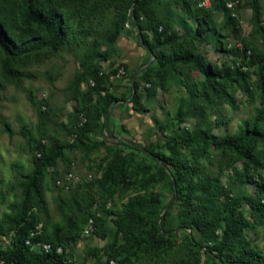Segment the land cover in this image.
Returning a JSON list of instances; mask_svg holds the SVG:
<instances>
[{
	"label": "rangeland",
	"instance_id": "rangeland-1",
	"mask_svg": "<svg viewBox=\"0 0 264 264\" xmlns=\"http://www.w3.org/2000/svg\"><path fill=\"white\" fill-rule=\"evenodd\" d=\"M21 1L0 0V12L17 46L15 53L8 57L0 53V225L4 231L0 235V247L5 251L11 244L12 218L18 214L23 201L22 185L34 169L26 136L30 135L34 143L41 140L46 147L50 141L73 142L69 129L85 122L75 110L79 107V90L87 92L93 86L88 78L78 90L74 87L76 75L84 72L86 66L104 77V91L100 94L109 92L117 101L111 105L108 115L101 116L100 127L81 140L80 148L66 149L56 164L46 169L41 188L48 218L64 227L69 217L76 223L73 231L77 242L67 245V260L73 264H104L112 239L108 236L101 241L95 235L94 218H100L105 229L113 234L112 219L130 199L140 196L170 203L165 224L169 229L176 227L182 202L168 178L159 173L155 159L156 154L169 157L165 144L170 139L204 129L221 138L237 134L254 121L256 110L261 108L257 75L264 72V66L248 68L252 72L249 87L236 74L241 61L237 48L241 44L250 45L263 57L264 43L252 23L250 0H237L238 27L229 25L223 10L210 4L204 11L211 14L212 28L203 32L196 19L203 11L196 10V0H186L188 8L182 0L155 1L153 15L162 24L158 31L192 40L196 53L182 75L173 73L166 79L164 88L156 87L150 95L155 82L148 71L157 64L135 39L137 27L132 25L134 18L130 15L128 0H90L86 8L79 0H52L51 8L61 14L66 31L65 41L58 46L41 44L36 39L31 41L36 31L23 29L19 14ZM258 1L264 27V0ZM145 21L140 15L138 23ZM144 33L149 39L153 37L152 32ZM5 63L14 74L9 76L3 70ZM213 73L226 76L222 83L226 96L205 85ZM135 87L143 106L140 112L129 101ZM97 98L98 94L93 93V102ZM40 111H47L45 119L40 118ZM260 126L264 129V122ZM126 141L144 151L135 150ZM92 146L96 148L87 152ZM191 150L195 156L190 150L181 149L184 157L198 169L195 181L210 177L218 179L219 184L235 195L264 197V144L257 148L259 165L246 168L232 154L222 155L211 146L205 153L200 148ZM119 151L131 153L135 166H152L150 176L156 181L145 189H122L107 180L108 164ZM162 164L173 178L172 168ZM247 173L254 179L246 180ZM243 211L253 222L249 208L243 206ZM30 212L44 224V216L35 205ZM188 235L199 240L196 232L175 229L174 252L170 257L138 255L130 263L177 264L185 260L193 264L196 256L190 250ZM241 237L264 253V222L247 229ZM118 243H122L120 236ZM94 248L100 250L98 259L89 256ZM215 261L202 250L195 264H216Z\"/></svg>",
	"mask_w": 264,
	"mask_h": 264
},
{
	"label": "trees",
	"instance_id": "trees-1",
	"mask_svg": "<svg viewBox=\"0 0 264 264\" xmlns=\"http://www.w3.org/2000/svg\"><path fill=\"white\" fill-rule=\"evenodd\" d=\"M52 0H22L19 6L21 25L26 31L33 29L36 31L35 39L41 44H54L58 46L66 39L65 25L61 14L51 8ZM62 1V0H59ZM90 0H79L84 8L86 2ZM116 2V0H114ZM121 1V0H120ZM123 1V0H122ZM158 0H128L131 6L130 15L134 18L132 25L137 27L135 36L138 43L149 55L155 59L157 67L150 68L148 74L153 81V92L156 87L164 88L166 79L173 73L182 75L185 66L188 65L196 53V48L192 40L174 34L161 33L159 28L161 22L153 15V7ZM187 8L189 3L182 0ZM203 0H196V10L203 11V14L196 16L198 27L203 32L212 28L211 14L206 13V8L200 7ZM235 4L234 10L225 7L221 0L213 2V5L221 8L227 16V23L238 27V1L229 0ZM249 7L252 12V23L255 32L260 35L264 43V27L261 22V8L258 0H250ZM205 10V11H204ZM146 19L144 24H139V16ZM153 33L149 39L144 32ZM17 46L13 39L7 21L0 12V53L8 57L15 53ZM237 53L241 56V61L236 68V74L244 82H248L249 87L251 73L248 68L251 65L264 66V56L261 57L250 45L241 44L237 48ZM3 70L10 76L15 72L10 70L5 63ZM90 78L93 86L87 92L79 90V107L75 110L85 119V122L69 129V134L74 136L71 144H59L50 141L46 147L38 140L26 136V146L32 157L34 166L33 172L28 176L22 185L23 201L19 206L18 214L12 218L14 236L10 246L5 250L0 247V264H73L67 260L65 253L69 244H75L77 237L73 231L75 221L72 217L66 219V228L58 222L51 221L45 212V201L42 195V183L48 167L54 166L63 156L66 149L80 148L81 140L86 139L89 134L96 131L101 123V116H105L111 105L117 99L109 92H104L102 87L103 76H98L97 72H92L90 68L84 66V72L77 74L74 80V87L78 90L80 85ZM226 81V76L221 73H213L208 76L206 84L215 92L225 95L222 83ZM257 86L259 87V100L261 108L256 110L254 121L234 135H226L218 138L208 130H197L187 132L184 136L170 139L165 148L170 153L169 157L155 155L159 173L168 178L169 184L177 190V199L182 202V209L177 217V225L174 228H166V219L170 210V203H162L159 199H150L136 196L130 199L123 209L114 215L112 224L115 232L111 234L104 227V222L100 218H94V232L101 240L111 236V243L107 246L106 261L104 264L116 262L117 264H131V260L138 255L141 256H165L170 257L174 252L173 237L175 229L196 232L199 240L196 241L188 235L187 239L191 245V252L196 256L193 264L197 263L200 253L215 258L216 264L223 261L224 264H264V253L256 249L241 235L247 229L261 225L264 222V197L256 194L250 196L235 195L224 186L218 183V179L205 177L196 181L197 167L186 159L181 151L198 149L204 153L208 147L220 150L222 155L232 154L241 160L246 167H256L259 165L257 158V148L259 144H264V129L260 124L264 122V72L257 75ZM93 93L98 94L97 100L93 102ZM226 96V95H225ZM135 111H143L140 101V94L137 88L129 99ZM40 118L47 117V111H40ZM96 146L87 148V152H92ZM135 149V148H134ZM138 150V149H135ZM152 153V152H151ZM38 154V155H37ZM165 163L172 168L173 178L167 173V169L162 164ZM153 167L150 165L140 167L135 166L131 153L122 154L115 152L105 177L113 184H119L122 189L136 187L145 189L156 179L150 176ZM246 180L254 179L250 174L245 175ZM252 178V179H251ZM43 214V225L31 214V207ZM243 206H247L253 222H250L244 215ZM86 222V220H82ZM41 225V226H40ZM40 227V228H39ZM4 233L0 225V235ZM188 234V232H186ZM122 243H118V237ZM28 241V244L26 242ZM47 244L50 247L45 252L41 246ZM212 245L209 248L208 245ZM61 249V252L57 250ZM100 250L97 248L89 251V256L98 259ZM214 254H211V253ZM177 264H192L185 260H180Z\"/></svg>",
	"mask_w": 264,
	"mask_h": 264
},
{
	"label": "built area",
	"instance_id": "built-area-1",
	"mask_svg": "<svg viewBox=\"0 0 264 264\" xmlns=\"http://www.w3.org/2000/svg\"><path fill=\"white\" fill-rule=\"evenodd\" d=\"M215 1H217V0H203V1H201V2L199 3V6H200V7H203V8H207V7H209L210 4H213V2H215ZM221 1H223V2L225 3V7H226V8H228V9H230V10H234V6H235V4H234L233 2H231V1H229V0H221ZM86 232H87V231H86ZM26 244H28V241L26 242ZM41 248H42L45 252H48V251L50 250V247H49V245H47V244H43V245L41 246ZM57 251H58V252H61L62 250H61V249H58Z\"/></svg>",
	"mask_w": 264,
	"mask_h": 264
},
{
	"label": "water",
	"instance_id": "water-1",
	"mask_svg": "<svg viewBox=\"0 0 264 264\" xmlns=\"http://www.w3.org/2000/svg\"><path fill=\"white\" fill-rule=\"evenodd\" d=\"M135 39L138 41V38L135 36ZM141 44V46H143L142 45V43H140ZM111 109H112V107L109 109V112L111 111ZM108 112V113H109ZM108 113H107V115H108ZM128 144H130L131 146H133L134 148H136V149H138V150H140V151H144V149L142 148V147H140L139 145H137V144H135V143H133V142H130V141H126ZM174 190L176 191V187H175V185H174Z\"/></svg>",
	"mask_w": 264,
	"mask_h": 264
}]
</instances>
